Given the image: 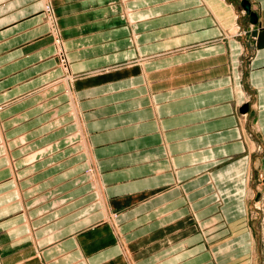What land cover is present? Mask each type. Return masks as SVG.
I'll return each mask as SVG.
<instances>
[{"label": "crops", "instance_id": "obj_1", "mask_svg": "<svg viewBox=\"0 0 264 264\" xmlns=\"http://www.w3.org/2000/svg\"><path fill=\"white\" fill-rule=\"evenodd\" d=\"M259 175L264 0H0V264H251Z\"/></svg>", "mask_w": 264, "mask_h": 264}, {"label": "rangeland", "instance_id": "obj_2", "mask_svg": "<svg viewBox=\"0 0 264 264\" xmlns=\"http://www.w3.org/2000/svg\"><path fill=\"white\" fill-rule=\"evenodd\" d=\"M247 215L255 239L251 264H264V175L255 179L251 198L247 203Z\"/></svg>", "mask_w": 264, "mask_h": 264}, {"label": "built area", "instance_id": "obj_3", "mask_svg": "<svg viewBox=\"0 0 264 264\" xmlns=\"http://www.w3.org/2000/svg\"><path fill=\"white\" fill-rule=\"evenodd\" d=\"M45 10L48 12L49 11V5L45 3V6H44Z\"/></svg>", "mask_w": 264, "mask_h": 264}]
</instances>
